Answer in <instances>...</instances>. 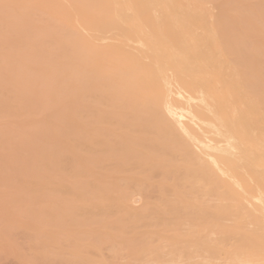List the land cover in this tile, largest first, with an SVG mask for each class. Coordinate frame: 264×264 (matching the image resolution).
<instances>
[{
	"label": "bare ground",
	"instance_id": "obj_1",
	"mask_svg": "<svg viewBox=\"0 0 264 264\" xmlns=\"http://www.w3.org/2000/svg\"><path fill=\"white\" fill-rule=\"evenodd\" d=\"M10 256L264 264V0H0Z\"/></svg>",
	"mask_w": 264,
	"mask_h": 264
},
{
	"label": "rangeland",
	"instance_id": "obj_2",
	"mask_svg": "<svg viewBox=\"0 0 264 264\" xmlns=\"http://www.w3.org/2000/svg\"><path fill=\"white\" fill-rule=\"evenodd\" d=\"M211 134H208V136H210ZM212 136V135H211ZM210 138V137H209ZM212 138V137H211ZM205 141H209V139L208 138H205ZM197 149V148H196ZM138 194V193H137ZM136 193H135V195H134V199H132V200H134L135 202H131V205L133 206V207H139V206H141L142 204H143V202H144V200H143V198H142V196H140L139 194L137 195ZM136 196H139L138 198H140V199H138ZM137 199V200H136ZM142 199V200H141ZM140 200V201H139ZM136 201H138V202H136ZM110 250H108V249H106L105 251H104V254H105V252H106V257L108 258V257H111L112 255L110 254V252H109ZM5 261V262H4ZM2 262H4L3 264H19V261H18V259L16 258V257H14V256H10V257H8V258H6L5 260H3ZM2 262H1V264H2ZM10 262V263H9ZM58 264H68V263H58Z\"/></svg>",
	"mask_w": 264,
	"mask_h": 264
}]
</instances>
